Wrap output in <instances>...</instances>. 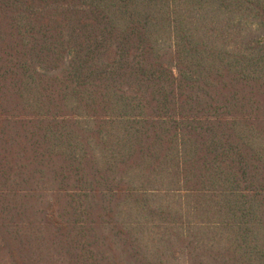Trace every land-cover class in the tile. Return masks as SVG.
<instances>
[{"label": "trees", "instance_id": "obj_1", "mask_svg": "<svg viewBox=\"0 0 264 264\" xmlns=\"http://www.w3.org/2000/svg\"><path fill=\"white\" fill-rule=\"evenodd\" d=\"M1 249L264 264V0H0Z\"/></svg>", "mask_w": 264, "mask_h": 264}, {"label": "rangeland", "instance_id": "obj_2", "mask_svg": "<svg viewBox=\"0 0 264 264\" xmlns=\"http://www.w3.org/2000/svg\"><path fill=\"white\" fill-rule=\"evenodd\" d=\"M35 250L38 251L37 249H35ZM43 258H45V257H43ZM43 258L40 259V261H42V262H39L38 260H36V262L39 264H50V262L48 260L44 261ZM49 260L51 261V259H49ZM13 262H14V260L8 256L7 252L4 251L3 249H1L0 250V264H13Z\"/></svg>", "mask_w": 264, "mask_h": 264}]
</instances>
